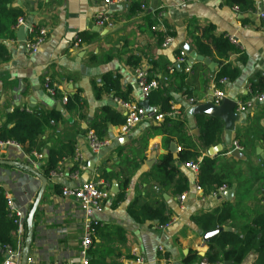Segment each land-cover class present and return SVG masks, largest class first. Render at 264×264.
Here are the masks:
<instances>
[{"label": "crops", "instance_id": "0c3cea01", "mask_svg": "<svg viewBox=\"0 0 264 264\" xmlns=\"http://www.w3.org/2000/svg\"><path fill=\"white\" fill-rule=\"evenodd\" d=\"M227 1L198 0L179 6L175 0H121L120 4L109 8L114 15V27L110 30L98 29L93 22L99 12L108 10L104 0L13 1L11 7L20 10L28 24L44 28L46 37L39 52L33 55L23 51L16 39V28L15 39L3 41L9 59L0 64V125L5 122V115L16 107L56 110L64 95L68 98L76 93L82 100L80 109L69 113L60 104L64 124L57 126V134L47 132L41 138L47 147L75 139V149L82 156V169L70 159L64 160L58 167L61 175L49 178L32 216V238L27 257L37 264L79 261L78 207L59 195L62 188H76L89 181H100L108 189L104 212L95 220L105 233H112L103 241L95 237L97 246L92 245L87 255L89 262L95 264H133V249H137L143 264H198L197 261L187 263L186 258L194 253L204 257L210 239L203 240L206 233L201 235L191 218L209 213L226 201L239 203L235 222L238 226L247 222L252 214L264 213V163L258 155L264 152V103H255L245 112H238L237 106L264 89V31L260 30L258 18V14L264 12V0H248L253 10L244 14ZM141 5L145 8L141 9ZM155 25L171 31L173 42L167 47L159 40L162 38L160 30L151 29ZM209 27L213 28L214 37L233 36L236 39V44L232 45L237 52L230 53L223 63L236 67L239 75L217 89L236 102L238 117L230 146L225 145L221 121L220 142L212 148L216 152L209 156L208 150H198L197 161L207 155L218 159V167L225 164V172L235 190L231 200L220 195L204 197L196 190L197 176L175 162L187 182V189L181 193L187 198L179 204L181 194H174L172 188L163 189L147 177L162 157L171 155L173 158L169 151L171 144L176 148L183 146L176 138L164 142L162 134H155L154 128L160 123L142 122L128 134L118 132L115 126L107 123L106 134L101 140H106L108 145L95 154L88 149L86 135L92 131L90 123L105 109L123 117L113 93L98 94L105 74L119 77V92L127 101L139 100L134 67L128 63L129 58L135 57L139 66L148 69L153 80L164 79V87L170 89V105L180 111L177 118L184 122L185 136L199 148L195 116H211L207 114L209 110L200 114L195 109L221 105L215 104L213 99L214 75L219 60L214 54L212 58L205 57L214 65L209 69L198 61L190 63L187 58L189 72L186 73L185 65H179L177 57L178 52L183 51L181 45L195 51L190 29ZM76 38L80 43L74 48ZM241 55L244 61H240ZM182 71L186 75L185 95L176 90L174 83V75ZM46 80L55 90L54 97L44 89ZM186 96L193 98L194 104L189 103ZM233 142L242 149L238 152L240 159L230 156ZM43 154L46 158V152ZM0 159L25 164L12 147L0 151ZM126 175L130 180L124 198L114 205L116 195L124 191ZM113 183L117 184L116 194L111 192ZM0 186L28 215L33 206L29 201L34 203L40 188L38 178L19 167L0 166ZM134 201L140 205L163 201L170 212L167 226H159L156 222L136 224L127 212L128 205ZM238 226L226 228L234 232L238 231ZM256 258L257 254L251 252L241 264H254Z\"/></svg>", "mask_w": 264, "mask_h": 264}, {"label": "trees", "instance_id": "16d2710c", "mask_svg": "<svg viewBox=\"0 0 264 264\" xmlns=\"http://www.w3.org/2000/svg\"><path fill=\"white\" fill-rule=\"evenodd\" d=\"M13 1L0 0V64L9 59V53L3 45V41L15 39L17 20L23 17L20 10L11 7ZM227 3L241 14H244L247 10H253L248 0H228ZM212 32L213 28L209 27L202 30L190 29L189 34L198 55L212 58L214 54L218 58V71L214 75L215 88L217 89L221 85L220 80L225 78L227 81H234L238 77L239 71L236 67L223 63V60H226L230 53L237 52V49L226 37H214ZM159 40L161 41L163 38H159ZM240 61H244L243 55L240 56ZM128 63L134 68L139 66V60L135 57L129 58ZM185 76L183 71L174 75L176 90L184 95L187 94L183 90ZM156 81L157 87L150 92L148 104L150 108H156L160 113H168L171 109L170 89L164 87L165 81L163 78L156 79ZM99 93H113L114 98L127 101L119 92V77L115 75L105 74L102 77V86L98 90ZM186 97L193 99L189 96ZM193 101L195 100L193 99ZM81 102L82 100L76 93L67 98L63 109L66 113L75 111L80 109ZM5 116V122L0 125V141H11L20 145L26 153L32 151L37 153L46 152L47 157L40 168V173L48 183L50 173L57 170L64 160H68L74 155L75 139H67L56 145L51 144L49 147L45 146V142L41 140L47 132L57 134V126L64 124L62 113L55 109L45 111L40 108L26 110L16 107ZM195 121L199 130L197 138L199 148L188 141L189 138L184 133V122L178 118H165L163 122L154 128L155 134L164 136V142L176 138L183 146H180L176 160L171 155L162 157L147 177L152 178L161 188L166 190L172 188L174 194L180 195L187 189V182L180 169L175 166V162L181 166L186 163H197L196 185L200 188L202 195L208 197L217 194L220 189L229 188L232 185L225 172L226 165L222 164L218 167V159L205 155L199 162L197 161L200 156L198 150L206 152L209 148L219 144L223 126L220 120L211 117L195 116ZM107 123L120 127L123 124V117L117 112L105 109L90 123L89 128L101 139L106 134ZM7 125H11V127L7 128ZM262 141L264 142V137H262ZM129 180L127 175L124 176V191L116 195L114 205L123 200ZM238 204L226 201L209 213L191 218V221L198 228L201 235L226 226L237 227L238 225L235 222ZM127 212L138 225L156 222L157 225L161 226L165 225L170 218V212L163 201L154 205L148 203L140 205L137 201H134L128 205ZM250 217L247 222L238 226V231H220L210 239L207 242L208 252L204 257H198L194 253L186 258V262L197 261L199 264L204 261L208 264H223L224 262L241 264L249 253L255 252L257 258L254 264H264V213L252 214ZM92 227L95 233L94 237L100 241L112 235V233H105L100 229L99 223L93 224ZM15 228L13 219L7 211L6 191L0 187V264L2 249L4 247L15 248ZM115 231L118 232L119 229ZM25 235L26 226L23 240ZM92 245L97 246L95 238ZM89 264L95 263L89 262Z\"/></svg>", "mask_w": 264, "mask_h": 264}, {"label": "built area", "instance_id": "2783aa9c", "mask_svg": "<svg viewBox=\"0 0 264 264\" xmlns=\"http://www.w3.org/2000/svg\"><path fill=\"white\" fill-rule=\"evenodd\" d=\"M176 4L179 6L186 5L198 0H175ZM121 0H104L105 6L108 10L99 12L94 17V26L98 29L110 30L114 27V15L109 8L115 7L120 4ZM144 5H141V9H144ZM260 20V30L264 31V12L258 14ZM23 27L25 40L21 44L22 49L26 54L33 55L39 52L41 46L43 45L46 37V30L44 28L36 27L28 24L23 17L17 20L15 28L18 29ZM153 31L160 30L163 35L162 46L167 47L173 42V37L171 31L167 30L163 26H153L151 28ZM231 44H236V39L233 36L227 37ZM80 40L76 38L73 43V47H78ZM187 56L184 51H180L177 57L179 65H185L184 71L187 73L189 69L186 67ZM134 81L139 89V100L136 102L122 101L120 99L114 98V102L120 109L123 115V124L120 127H116V130L122 134H128L132 129L142 122L148 123H161L165 118H177L180 115L178 109L172 108L168 113H160L156 108L150 110L144 109L141 104L148 101L149 94L152 90L156 89L157 82L153 80L150 76L148 69L145 66H138L134 68ZM227 80L224 78L220 80V84L225 83ZM44 89L48 95L51 97L55 96V90L46 80L44 84ZM213 99L215 104H220L224 99H227L224 93L218 89L213 91ZM67 102V97L64 95L60 99V104L64 106ZM189 103L194 104L193 99H188ZM236 103V102H235ZM255 103H264V89L258 94L252 96L247 101L242 104H238V112H245L250 109ZM86 140L88 144V149L91 153H98L102 148L108 145L106 140L99 139L93 131H89L86 135ZM12 147L17 151V154L24 161L25 165L31 167L32 169L39 171L44 162V154L32 151L31 153H26L20 145H17L11 141H0V151H5L6 148ZM232 150L240 152L242 149L237 144V142L232 143ZM179 148H177V152ZM70 160L77 164L80 169H82L81 161L82 156L78 149L74 150V155ZM191 173L197 176L198 174V164L197 163H186L183 165ZM61 175L59 168L54 172H51L49 178H54ZM1 187V186H0ZM196 190L201 192L200 188L196 186ZM226 190V188L220 189L216 194L212 196H219ZM59 197L66 201H73L77 204L79 212V230L80 235L78 238V257L79 261L77 263L56 261L47 264H89L88 251L92 247L94 240V230L92 225L97 224L95 217L101 215L104 212V202L109 197L108 189L105 187L104 183L100 181H89L82 184L76 188H62L60 190ZM187 195L181 194L178 197L179 204H183L186 200ZM30 205L33 204V200L29 201ZM6 205L9 216L13 219L15 225V248L4 247L2 249V261L1 264H19L23 249V235L26 226V211L17 205L11 197L6 194ZM167 225H165L166 227ZM161 250V248H159ZM133 254V264H143V259L138 253L137 249L132 250ZM26 264H37L32 258H26ZM200 264H208L202 261Z\"/></svg>", "mask_w": 264, "mask_h": 264}, {"label": "water", "instance_id": "95a60500", "mask_svg": "<svg viewBox=\"0 0 264 264\" xmlns=\"http://www.w3.org/2000/svg\"><path fill=\"white\" fill-rule=\"evenodd\" d=\"M16 39L18 40V42L20 44H22L24 42L25 35H24L23 27L18 28L17 33H16ZM181 48L185 52L190 63H192L194 61H198V62L203 63L207 67H209V69H213L214 65H213V63L210 62V60L208 58L197 55L196 52L194 50H192L190 47H188L187 45H181ZM31 101H33V99ZM141 106L146 110H150V107H149L147 102H143L141 104ZM56 110L59 112L62 110V107L60 104H57ZM206 110H209V112H207V114H209V116H211L215 119H219L220 121L223 122L225 145L227 147H229L231 144V136H232V132L234 130V124L236 123L237 117H238V115H237L238 112L236 111V103L230 99H224L221 102V105L218 107L213 106V105H209V107L204 106V108H201V109L196 108L195 112H198L200 114H204V112H206ZM169 151L172 153L173 158L177 157L176 156V153H177L176 145L171 144ZM215 152H216V150L212 149V148H209L207 151L209 156H212ZM258 155H259V158L261 159V161H263V163H264V152H260V153H258ZM230 156H232L236 159H240V157H241L237 151H232L230 153ZM46 157H47V155H46ZM0 166L19 167V168L25 169L28 172H30L31 174H33L35 177H37L38 180L40 181L39 191L36 195L33 206H32V208H31V210L28 213L27 218H26L27 232H26V236H25V240H24V244H23V249H22V254H21V258H20V263H19V264H26V258L28 255L30 241L32 238V227H31L32 216H33V213H34V211H35V209L39 203V200H40V198L44 192V189L46 187V179L38 171L32 169L31 167H29L25 164H20V163L0 159ZM234 190H235V185H231V188L224 190L220 196L226 200H231L233 197V194H234ZM117 191H118L117 184L113 183L111 186V192L116 194ZM164 198H166V196H164ZM228 230H229L228 228L223 227L222 229L219 228V229H216L214 231L208 232V233L203 235V240L208 241L209 239H211V237L213 238L214 236H216L220 231H228Z\"/></svg>", "mask_w": 264, "mask_h": 264}]
</instances>
